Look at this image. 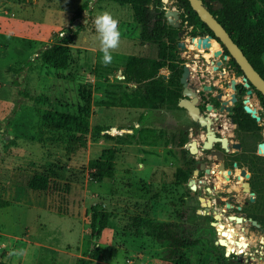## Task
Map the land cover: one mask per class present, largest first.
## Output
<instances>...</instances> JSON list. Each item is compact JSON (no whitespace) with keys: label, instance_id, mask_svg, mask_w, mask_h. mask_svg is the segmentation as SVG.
Returning a JSON list of instances; mask_svg holds the SVG:
<instances>
[{"label":"rangeland","instance_id":"rangeland-1","mask_svg":"<svg viewBox=\"0 0 264 264\" xmlns=\"http://www.w3.org/2000/svg\"><path fill=\"white\" fill-rule=\"evenodd\" d=\"M167 8L178 11L172 0ZM101 11L117 19L121 33L108 64L102 62L94 26ZM190 30L180 28L179 41L186 45L180 53L193 57L204 50H192ZM59 35L71 36L72 58L69 68L57 73L45 68L40 56ZM156 53L154 44L141 42L129 5L0 0V199L9 204L0 209V264H79L88 259L89 211L96 203L104 205L109 219L92 247L99 259L91 264H162L163 248L149 236V225L152 220L178 221L184 187L176 178L175 136L188 117L166 107H120L132 85L119 75L129 56L153 59ZM18 85L47 101L21 97ZM88 93L86 136L40 128L47 111L75 113ZM97 126L107 128L112 140L94 143L91 131ZM108 148L115 150L114 177L97 183L87 174L88 162ZM42 172L50 175L48 190H29L28 181ZM226 251L220 252L226 256ZM189 257L192 264H218L205 247L189 251ZM256 263L264 264V256Z\"/></svg>","mask_w":264,"mask_h":264},{"label":"flooded vegetation","instance_id":"flooded-vegetation-1","mask_svg":"<svg viewBox=\"0 0 264 264\" xmlns=\"http://www.w3.org/2000/svg\"><path fill=\"white\" fill-rule=\"evenodd\" d=\"M208 40L218 48L204 43V52L193 57L181 55L186 45L183 50L177 45L183 68L189 70L190 92L183 94L181 74L177 109L188 120L175 136L176 173H181L177 181L184 187L177 215L185 212L195 226L213 233L216 246L223 240L227 245L222 249H231L229 256L257 264L264 256V102L221 43ZM161 71L167 80L169 72ZM180 100L193 105L195 118L178 105Z\"/></svg>","mask_w":264,"mask_h":264},{"label":"trees","instance_id":"trees-1","mask_svg":"<svg viewBox=\"0 0 264 264\" xmlns=\"http://www.w3.org/2000/svg\"><path fill=\"white\" fill-rule=\"evenodd\" d=\"M129 5L133 20L140 26V39L143 43H151L157 47L156 57L145 58L129 56L122 68L124 82L132 85L131 95L125 96V102L120 107L128 109H148L154 106L177 109L178 99L181 97V84L179 78L182 74L184 61L177 53L180 28L185 25L191 30V37L205 39L206 48L211 41L217 40L213 32L199 19L192 10L188 0H172L173 6L180 11V26H170L164 17V4L162 0H99ZM204 6L222 25L233 42L238 45L254 69L264 79V0H202ZM85 6L76 17H81ZM52 44L44 47L41 61L45 68L55 72H65L71 63V36L59 35ZM218 41V40H217ZM222 45V44H221ZM223 52L228 53L222 45ZM239 72L240 67L232 59ZM167 70L169 77L164 80L159 74ZM59 78L60 76L57 75ZM21 97L43 104L47 100L43 96H33L18 85ZM264 102V96L259 93ZM84 105L77 107L75 113L62 111H47L41 118L40 128L63 131L69 135L79 134L86 136L89 133L90 94L88 93ZM140 119H144L142 116ZM94 143L105 139L112 140L108 129L97 126L91 131ZM80 140V139H79ZM183 143V141L181 142ZM84 146L85 142L80 140ZM115 150L108 148L101 151L99 157L88 162V176L97 183L111 181L114 177ZM180 171L176 178H180ZM50 184L48 172L34 174L27 183V188L34 192H45ZM8 202L0 199V209L8 207ZM90 239L86 255L88 259H81L79 264H91L99 259L97 248L93 249L95 242L101 237L107 227L109 215L104 205L96 203L90 207ZM178 221L160 222L152 220L149 227V236L163 248L161 253L162 264H192L189 251L197 247H205L209 254L218 259V264H244L234 255L224 256L220 251L222 247L214 244L213 233L205 231L189 223V215L180 212ZM228 250V249H227Z\"/></svg>","mask_w":264,"mask_h":264},{"label":"water","instance_id":"water-1","mask_svg":"<svg viewBox=\"0 0 264 264\" xmlns=\"http://www.w3.org/2000/svg\"><path fill=\"white\" fill-rule=\"evenodd\" d=\"M164 4V17L166 18L168 24L174 28H178L179 26V11L170 10L167 8V4L169 0H162ZM192 10L198 15L199 19L213 32L215 38L218 40V43H221L228 53L235 60L237 65L240 67L241 71L244 73L247 81L264 96V79L260 76V74L254 69V67L250 64L248 59L245 57L241 49L235 44L226 30L222 27V25L216 20V18L211 14V12L204 6L202 0H188ZM177 37V40H179ZM199 43H205V40L199 38ZM212 43V42H211ZM215 42H213L214 44ZM178 48L183 50L185 45L178 41ZM205 55H208L205 53ZM188 68L185 66L183 68V73L180 78V82L183 85V94H190V92L186 89V77L188 74ZM178 105L180 107L187 108L190 115L195 118L197 116V110L193 107L190 102L185 100H180ZM248 112H251L250 109L247 108ZM216 244H219L221 247H226V243L223 240H219ZM229 251H226V256H229Z\"/></svg>","mask_w":264,"mask_h":264},{"label":"clouds","instance_id":"clouds-1","mask_svg":"<svg viewBox=\"0 0 264 264\" xmlns=\"http://www.w3.org/2000/svg\"><path fill=\"white\" fill-rule=\"evenodd\" d=\"M94 26L99 39L102 62L108 64L112 61L110 50L117 48L120 43L118 21L110 12L101 11L94 18Z\"/></svg>","mask_w":264,"mask_h":264},{"label":"bare ground","instance_id":"bare-ground-1","mask_svg":"<svg viewBox=\"0 0 264 264\" xmlns=\"http://www.w3.org/2000/svg\"><path fill=\"white\" fill-rule=\"evenodd\" d=\"M193 46H192V50H197V51H199V52H202V49L204 50V48H205V45H204V43L203 44H200L199 43V40H193ZM191 46V45H190ZM191 48V47H190ZM232 82V81H231ZM254 112V111H253ZM228 249H230L229 247H228Z\"/></svg>","mask_w":264,"mask_h":264},{"label":"built area","instance_id":"built-area-1","mask_svg":"<svg viewBox=\"0 0 264 264\" xmlns=\"http://www.w3.org/2000/svg\"><path fill=\"white\" fill-rule=\"evenodd\" d=\"M188 40L189 41L191 40L193 42V40H199V37H189ZM119 75H120L121 80H124V76L122 75V69L119 71Z\"/></svg>","mask_w":264,"mask_h":264},{"label":"crops","instance_id":"crops-1","mask_svg":"<svg viewBox=\"0 0 264 264\" xmlns=\"http://www.w3.org/2000/svg\"><path fill=\"white\" fill-rule=\"evenodd\" d=\"M263 58H264V56H263ZM264 61V60H263Z\"/></svg>","mask_w":264,"mask_h":264}]
</instances>
